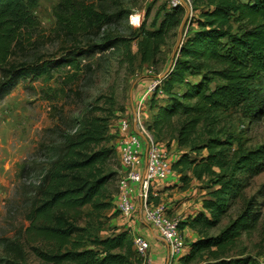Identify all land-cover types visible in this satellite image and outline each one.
I'll return each mask as SVG.
<instances>
[{
  "label": "trees",
  "instance_id": "1",
  "mask_svg": "<svg viewBox=\"0 0 264 264\" xmlns=\"http://www.w3.org/2000/svg\"><path fill=\"white\" fill-rule=\"evenodd\" d=\"M190 5L193 15L188 20L196 27L188 30L175 63L156 86L149 104L155 112L146 123L157 142L165 139L170 145L174 140L188 149L172 162L179 174L176 186L185 190L194 179L206 178L210 187L202 208L180 220V229L188 227L198 236L189 243L181 264L197 259L199 264H259L229 254L238 238L262 218L254 198L218 234H206L204 229L219 225L250 181L264 171V144L257 149L233 147L230 138L220 136L221 130L210 125L218 111L239 109L251 122L264 118V0H190ZM55 13L58 25L72 34L100 27L108 17L69 0H62ZM185 13V6L176 3L151 28L143 23L134 38L110 36L101 44L76 46L58 56L13 62L14 49L40 23L25 0H0V101L21 80H35L62 67H70L77 75L83 59L97 51L122 47L132 60V39H138L141 62L155 64L161 46L180 27ZM109 121L107 116H84L56 152L58 145L42 146L52 149L46 162L32 160L18 166L20 177L35 168L41 170L29 197L26 234L36 243L31 247L34 253L46 263L133 264L137 258L130 230L99 237L79 222L80 209L111 206L101 200L106 184L116 176L109 166L118 151L108 144ZM200 126L205 140H195ZM258 193L264 196V184ZM152 201L159 203L160 198L149 194L148 203ZM2 245L6 258L0 264H26L24 241L4 238Z\"/></svg>",
  "mask_w": 264,
  "mask_h": 264
},
{
  "label": "rangeland",
  "instance_id": "2",
  "mask_svg": "<svg viewBox=\"0 0 264 264\" xmlns=\"http://www.w3.org/2000/svg\"><path fill=\"white\" fill-rule=\"evenodd\" d=\"M69 1L76 2L77 7L90 6L96 11L106 13L108 17L99 24L100 27H88L76 34L66 33L58 25L55 15L56 7L62 0H25L40 24L36 32L23 40L20 48L14 49L11 58L13 62H30L58 56L66 49L76 46L83 48L92 43L101 44L110 36L134 38L135 32L143 23L146 28H151L153 22L159 23L166 10L176 3H181L180 0ZM187 2L190 5V0ZM192 15L191 11L190 16ZM195 27L196 24L191 25L190 21H187L184 27V40L188 30ZM179 35L180 27L170 32L161 46L155 64L141 62L138 39H132V60L122 47L104 52L97 51L83 59V68L77 75L70 67H62L35 80H21L0 101V259L6 258L2 240L18 237L26 245V264H51L44 262L34 253L31 247L36 243L26 234L29 225L26 219V213L30 208L29 197L41 170L35 168L20 177L18 166L25 161L46 162L52 155V149L48 151L42 149V146L58 145L54 150L56 152L65 138L80 127L84 116L100 115L110 118L108 144L115 148L120 118L126 117L134 125L135 115L137 121L141 116L142 122L144 121L146 125L151 116L149 104L154 93L148 91V88L156 78L162 79L164 77L162 75H166L173 66L169 68ZM178 55L175 56L174 63ZM146 111H149L147 121L146 115L143 114ZM210 125L215 130H221L220 136L230 138L233 147L257 149L264 144V118L251 122L239 109L216 112V120L210 121ZM201 128L202 126L199 127L195 140L207 138L201 133ZM169 130L171 133L172 129ZM167 142L163 139L158 143L167 150L169 158L171 153L188 150L177 145L171 148V144L168 145ZM109 166L116 171V176L106 184L101 200L111 202V206L94 209L89 205L80 209L82 218L79 220L80 224L86 226L91 234L99 237L123 230L134 231L141 222L139 218H144L145 204L141 210L136 205L132 216L124 215L119 210L118 180L123 175L124 168L118 151L111 158ZM172 178L174 174L167 177L168 180ZM263 184L264 171L250 181L243 195L234 201L219 225L204 229L206 234H218L243 211L247 201L254 198L261 209L262 218L253 230L243 233L238 238L229 254H240L259 264L264 263V196L258 193ZM193 185L201 189L204 195L210 188L207 187L206 178L196 180ZM135 193L136 191L133 192L134 198ZM189 240L190 237H186V241ZM190 264H199V260Z\"/></svg>",
  "mask_w": 264,
  "mask_h": 264
},
{
  "label": "built area",
  "instance_id": "3",
  "mask_svg": "<svg viewBox=\"0 0 264 264\" xmlns=\"http://www.w3.org/2000/svg\"><path fill=\"white\" fill-rule=\"evenodd\" d=\"M132 20H134L133 16ZM138 21H140V18H138ZM161 80L156 78L148 91H155ZM116 131L117 150L124 168L123 175L118 180L119 210L124 215H134L136 206L133 199L134 186L137 183H142L141 196L145 200L144 218L167 241L170 255L173 258L169 264H179L176 262L181 261V257L186 253L189 245L180 229L181 218L172 216L168 211V206L162 202L155 203L152 201L148 203L149 194L154 197L157 196L161 181L174 172L167 150L159 145L141 120H138L136 126H134L128 118H120ZM139 133L145 136L147 142V158L144 171L142 170L144 166L142 150L144 142ZM133 247L137 254L133 264H153L150 256L151 245L147 237L135 233L133 235Z\"/></svg>",
  "mask_w": 264,
  "mask_h": 264
},
{
  "label": "crops",
  "instance_id": "4",
  "mask_svg": "<svg viewBox=\"0 0 264 264\" xmlns=\"http://www.w3.org/2000/svg\"><path fill=\"white\" fill-rule=\"evenodd\" d=\"M149 111L143 113L146 115L145 121H147V118H149L148 112L149 113L155 112V110H149ZM135 116L137 120V115ZM139 120L142 121L141 116H139ZM135 121H134V126H136ZM135 131L136 133H138L137 130ZM142 139L144 142V146L142 149L144 166L142 167V170L144 171L145 161L147 158V142L145 140V136H143ZM176 145H177L176 142L173 140L171 142V148L172 147L174 148ZM179 152L180 151H176V153H171L169 159L172 162L175 161L179 155ZM173 174H174V178H172V180H168L167 178H165L161 181L162 183L160 185L157 197L160 198V201L162 203L168 206V211L170 214L175 215L178 218L184 219L188 215L196 214V212L202 208L201 202L202 199L205 198V195L203 191L202 192L200 191L201 189L199 190V188L194 187L193 184L196 181L195 179L192 181V185L185 190L181 189L180 186L178 185L176 186V184H180L179 174L176 171H174ZM134 189L136 193H135V198L133 197V199L135 201V204L139 206L141 210L143 204L145 203L144 198L141 196L142 183L135 184ZM139 220L141 221L140 224L135 228L134 231H131V234L134 235L135 233H139L148 238L151 245L150 256L152 258L153 264H169L173 258L170 255V250L167 241L161 236V234L157 231V229L154 226H152L150 223H148L145 220V218L140 217ZM181 230L184 233L185 237H190V240L187 241L188 244L198 237L196 233L193 230L189 229L188 227H185ZM189 249H190V245H188L186 253L189 252ZM176 263L181 264L182 262L178 261Z\"/></svg>",
  "mask_w": 264,
  "mask_h": 264
},
{
  "label": "water",
  "instance_id": "5",
  "mask_svg": "<svg viewBox=\"0 0 264 264\" xmlns=\"http://www.w3.org/2000/svg\"><path fill=\"white\" fill-rule=\"evenodd\" d=\"M181 3L185 6L186 8V13H185V16L182 20V23L180 25V35H179V38H178V41H177V44L175 46V49H174V52H173V57H172V60L170 62V65H169V68L173 65L174 63V58L176 55L179 54L180 52V48L184 42V27L186 26V23L188 21V18L189 16L191 15V7L190 5L188 4L187 0H180ZM165 76V74L162 75V77ZM137 124V120L135 121V125ZM142 137L144 136L142 133H139Z\"/></svg>",
  "mask_w": 264,
  "mask_h": 264
}]
</instances>
